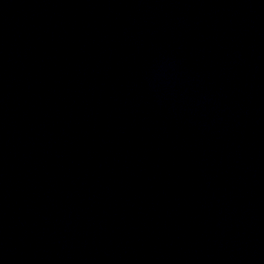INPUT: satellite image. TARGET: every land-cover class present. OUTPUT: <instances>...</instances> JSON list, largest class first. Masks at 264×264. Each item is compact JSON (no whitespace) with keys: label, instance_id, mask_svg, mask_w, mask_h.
Here are the masks:
<instances>
[{"label":"water","instance_id":"water-1","mask_svg":"<svg viewBox=\"0 0 264 264\" xmlns=\"http://www.w3.org/2000/svg\"><path fill=\"white\" fill-rule=\"evenodd\" d=\"M0 264H264V0H0Z\"/></svg>","mask_w":264,"mask_h":264}]
</instances>
